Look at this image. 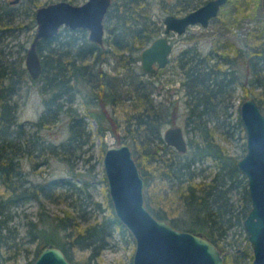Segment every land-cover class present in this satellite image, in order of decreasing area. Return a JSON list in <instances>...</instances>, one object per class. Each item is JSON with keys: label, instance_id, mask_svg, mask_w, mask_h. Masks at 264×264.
<instances>
[{"label": "trees", "instance_id": "1", "mask_svg": "<svg viewBox=\"0 0 264 264\" xmlns=\"http://www.w3.org/2000/svg\"><path fill=\"white\" fill-rule=\"evenodd\" d=\"M38 1L0 2V44L1 31L7 30L13 16L20 14L21 3H25L31 23H35ZM112 1L104 22L107 34L104 44L92 41L87 28L69 26L62 27L54 37L41 40L38 48L44 70L38 78H32L25 66H11L0 58L1 256L7 264H20L10 252L18 236L13 218L16 208L29 199L39 202L43 214L39 220L30 218L28 224L30 241H35L36 245L34 257L27 264L53 242L65 250L72 261L75 247H87L91 252L85 263L101 264L96 256L114 242L117 233L127 242L134 240L129 227L116 215L111 195L107 193L105 205L94 198L91 191L92 179L97 175L94 170L91 177L87 171L72 169L75 178L62 176L35 181L27 177L23 166L27 155L32 160L40 156L42 163L48 165L54 156L70 160L74 152L89 143L90 118L98 121L100 135L105 134L111 120H116L108 107L127 105L130 110L124 118L125 131L120 138L128 140L144 175L145 202L150 210L179 228L205 233L224 254V264L241 262L250 254L249 247L237 249L235 246L241 241L240 232L245 231L244 218L252 201L248 179L237 161L247 145L244 140L241 153L234 154L220 141L219 135H235L238 131L240 136L247 137L242 134L245 126L241 113L232 122L228 120V107L233 104L238 86L249 95L248 82L240 80L237 60L227 51L220 53L217 44L210 51H203L195 43L187 45L173 55L166 66L147 72L139 64L138 52L162 33V21L154 10L155 0ZM202 2L177 0L175 5L166 8L169 13L187 12ZM243 4H250L256 10L261 0H227L219 15L232 13L236 6ZM262 30L264 32L263 26ZM246 58L256 74L249 81L254 87L261 86L254 96L264 109V74L260 75L264 68V48L252 49ZM111 62L112 68H107L105 64ZM164 71L171 75L170 82L178 81L184 90L188 108L186 122L194 131L187 151L174 148L163 138V127L172 121L171 113L176 106L173 100L156 99V79L151 76ZM27 76L37 82L39 90L46 95L41 114L31 122L19 120V103L14 100ZM63 121L69 133L57 142L47 129ZM37 164L39 161H34V166ZM210 166L212 170L207 173ZM103 178L107 181L106 174ZM158 183L167 184L163 195H168L172 189L178 202V215L170 216L159 200L160 193L155 196ZM64 199H69V207L60 213L46 214L47 200ZM90 205L101 210V217L92 220L87 216ZM233 227L240 231L228 238Z\"/></svg>", "mask_w": 264, "mask_h": 264}, {"label": "water", "instance_id": "2", "mask_svg": "<svg viewBox=\"0 0 264 264\" xmlns=\"http://www.w3.org/2000/svg\"><path fill=\"white\" fill-rule=\"evenodd\" d=\"M226 1L206 0L181 15L167 13L161 35L140 52L144 69L155 71V62L161 68L166 66L174 47L171 32L182 34L196 23L208 25ZM112 3V0H52L39 4L34 12L37 28L25 56L31 77L38 78L44 70L39 43L43 38L54 37L64 26L87 28L90 39L103 44L104 22ZM240 113L247 148L237 165L248 179L252 201L244 218V228L253 245V264H264V110L261 102L249 95L242 101ZM163 136L175 148L188 150L184 127L180 124L168 126ZM103 162L115 213L136 239L133 264H224V254L205 233L179 228L153 214L145 202V178L129 142L108 144ZM0 264H7L1 253ZM31 264L79 263L70 260L65 250L53 242L44 246Z\"/></svg>", "mask_w": 264, "mask_h": 264}, {"label": "rangeland", "instance_id": "3", "mask_svg": "<svg viewBox=\"0 0 264 264\" xmlns=\"http://www.w3.org/2000/svg\"><path fill=\"white\" fill-rule=\"evenodd\" d=\"M6 1V0H0ZM50 1V0H48ZM75 2H82L84 0H74ZM177 0H155L154 10L156 16L162 21V30L164 29V16L170 12L166 6L175 5ZM202 2L205 0H196ZM40 4L46 2V0H39ZM39 5V4H38ZM20 14L13 16V19L9 22V27L7 30H2L1 34V44H0V58H3L9 62L11 66L19 65L21 67H26V52L27 47L30 46L34 32L37 28L36 19L35 23H31V16L28 15V11L25 10V3L20 4ZM37 7V6H36ZM35 7V9H36ZM192 8V7H191ZM176 14L181 15L185 13L186 10L174 11ZM264 23V9L261 0V6L256 10L253 9L252 5H244L242 7L236 6L232 13L227 12L224 15H216L214 19L211 20L210 24L207 26H202L201 24H192L188 27L187 31L179 34L176 31L171 32L170 39L174 42V47L172 50V55L179 54L183 47L190 44H197L203 51H210L212 47L217 44L219 52H229L231 57L235 58L237 62L235 65L238 67L237 71L239 73L240 80L243 82H248L247 88L249 89V94L256 95L261 89L260 87H254L253 83L249 80L254 79L256 74L253 70L249 68V63L247 54L252 49L264 48V32L262 26ZM141 51V50H140ZM140 51L138 54L141 56ZM113 63H106L107 68H112ZM141 64V59L139 60ZM168 71L163 73H156L152 75L151 78L156 79L155 85L156 90L154 96L158 100H173L175 108L171 113L172 121L166 123L163 127V133L168 126L180 124L184 127V135L189 140L191 136H194V131L190 126L187 125V105H185V94L184 90L180 88L178 81L174 83L170 82L171 75ZM264 74V68L260 72L262 76ZM232 105L228 107L229 117L228 120L235 122L239 117V107L242 101L249 95L245 92L242 86H238L234 91ZM45 94L39 90L37 82H34L30 76H27L21 83V88L15 93L14 100L19 103L18 106V118L20 121H35L41 111L45 106ZM110 112H112L114 122L111 120L109 123V129L107 133L101 134L98 131L99 123L97 120L90 118L89 130L92 131L89 143L84 145L81 150L74 152L70 160L62 159V157L54 156L51 162L48 164L42 163V157L38 156L37 159L32 160L30 156H25L23 160V166L25 168V173L27 177L32 180H48L52 177H74L71 170L74 171H87V175L92 176V171L97 173L96 177L92 179L91 191L94 198L100 200L104 205L107 198V193H109V184L104 180L103 175L105 173L104 168V155L105 149L108 144L112 143H122L127 141L124 138H120L123 135L124 129V118L126 113L130 108L127 105L117 106L116 108L112 105L108 107ZM225 114V113H223ZM227 115V114H225ZM227 120V121H228ZM63 122L56 125L52 124L48 129L47 133H50L55 141H59L66 138L68 135L67 126ZM220 125L222 122H219ZM222 126V125H221ZM223 127V126H222ZM221 129V128H220ZM234 129L233 127L231 130ZM246 134L245 129L242 134ZM220 141L234 154L241 153L243 147L241 143L247 139V137L240 136L239 132L236 131L235 135L220 134ZM105 145V146H104ZM34 161H39V164L34 166ZM212 159L208 161L210 163ZM92 170V171H91ZM212 167L207 171L210 173ZM107 176V175H106ZM167 184L158 183L157 188L154 190L155 196L158 197L160 193L161 198L159 199L161 203L168 209L170 216L178 215L180 212L176 211L177 198L172 195V189L168 195H163V190L166 188ZM152 190V189H151ZM165 191V190H164ZM69 199H64L62 201L47 200L45 203L44 211L46 214H55L62 212V209L68 206ZM71 208V207H70ZM16 215L13 218V224L17 228L18 236L15 239L14 245L10 248L12 252L17 257V262L20 264H27L34 257L35 251L34 247L36 245L35 241H30V235L27 233L28 224L30 218L39 220V217L43 212L39 208V202L35 199H29L25 203L19 205L16 208ZM102 212L99 208L90 205L87 212V216L91 217L92 220L96 216L101 217ZM168 220V219H167ZM240 232L239 236L241 241L235 246V248L242 249L246 245L249 247L250 254L246 256L241 262H236V264H253L254 255L252 242L248 239V231ZM228 238L232 237L234 233H239L240 229L233 227L230 230ZM136 239L126 241L121 237L119 233L115 235L114 242L103 249L99 255L96 256V260L101 264H131L134 260V252L136 250ZM234 248V249H235ZM233 249V248H232ZM91 249L89 248H79L75 247L74 262L79 264H86V257L90 254Z\"/></svg>", "mask_w": 264, "mask_h": 264}, {"label": "flooded vegetation", "instance_id": "4", "mask_svg": "<svg viewBox=\"0 0 264 264\" xmlns=\"http://www.w3.org/2000/svg\"><path fill=\"white\" fill-rule=\"evenodd\" d=\"M227 2V1H226ZM262 3H263V0H262ZM263 5V4H262ZM222 8V7H221ZM221 8H220V10H221ZM263 9H264V5H263ZM220 10H219V12H220ZM218 15V14H217ZM213 19H214V17H213ZM211 22V21H210ZM210 24V23H209ZM208 24V25H209ZM207 26V25H206ZM163 32V31H162ZM105 34H106V28H105ZM106 36H107V34H106ZM106 36H105V38H106ZM104 42H105V40H104ZM104 44V43H103ZM170 59H171V57H170ZM170 59H169V61H170ZM155 64V66L157 67L156 68V70L155 71H157L159 68H161V67H159L158 66V64L155 62L154 63ZM148 72V71H147ZM249 95H251V94H249ZM254 96V95H253ZM248 97V96H247ZM255 97V96H254ZM264 110V109H263ZM239 113H240V107H239ZM164 134V133H163ZM163 138H164V136H163ZM165 139V138H164ZM166 141V140H165ZM188 142H189V140L187 139V148H188ZM168 143V142H167ZM169 144V143H168ZM171 145V144H170ZM173 146V145H172ZM174 147V146H173ZM175 148V147H174ZM176 149H178V148H176ZM179 150V149H178ZM181 151V150H180Z\"/></svg>", "mask_w": 264, "mask_h": 264}]
</instances>
